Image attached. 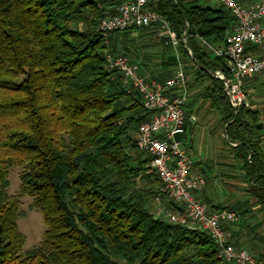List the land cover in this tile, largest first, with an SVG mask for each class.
Wrapping results in <instances>:
<instances>
[{"label":"trees","instance_id":"1","mask_svg":"<svg viewBox=\"0 0 264 264\" xmlns=\"http://www.w3.org/2000/svg\"><path fill=\"white\" fill-rule=\"evenodd\" d=\"M101 2L0 0V264H231L218 258L206 231L156 216L149 206L156 193L138 186L151 158L130 132L148 115L125 117L130 92L119 73L108 71L105 36L97 29L114 12L105 13ZM148 9L168 21L180 59L196 68V83L206 86L200 96L222 117L247 192L264 208L260 113L235 110L223 81L191 57L230 81L226 62L211 58L203 40L221 45L233 21L222 6L189 0H150ZM136 30L154 34L151 28L127 32ZM15 167L22 168L21 188L12 197ZM24 196L32 197L46 226L27 251L18 228ZM165 206L176 209L171 201Z\"/></svg>","mask_w":264,"mask_h":264},{"label":"built area","instance_id":"2","mask_svg":"<svg viewBox=\"0 0 264 264\" xmlns=\"http://www.w3.org/2000/svg\"><path fill=\"white\" fill-rule=\"evenodd\" d=\"M212 1L231 13L233 24L221 45H213L205 40L203 44L211 58L226 62L232 76L230 81L227 80V95L231 106L238 111L247 104L245 82L264 75V52H256L258 49L264 50V0H254L247 7L237 0ZM149 2L127 0L115 13L101 20L98 30L108 37L133 27L151 28L155 37L172 48L177 56L174 75L161 83L154 81L141 70L138 63L129 58L106 55L108 71L119 73L124 87L136 93L141 98L143 108L152 114L151 120L139 125L136 143L138 150L151 158L152 172L176 207L174 211L166 212V206L162 205L159 216L166 214L171 224L209 233L218 247V258L226 263L264 264L249 251L229 243L224 225L237 224L238 215L229 210L212 213L208 203L197 197V193L206 185V179L192 172V159L180 139L186 133L185 106L189 98L187 66L179 56V39L165 18L148 9Z\"/></svg>","mask_w":264,"mask_h":264},{"label":"rangeland","instance_id":"3","mask_svg":"<svg viewBox=\"0 0 264 264\" xmlns=\"http://www.w3.org/2000/svg\"><path fill=\"white\" fill-rule=\"evenodd\" d=\"M101 3H102V7H104L107 4H112V5L115 4L116 0H102ZM116 4L118 5L119 3ZM104 11L105 13H107L108 10L105 8ZM100 22L97 26L98 28ZM80 29H82V26H80ZM144 38H146V40H144ZM104 43H105L104 44L105 51L107 54H109V52H116L127 56L130 60H134V59L130 54H128L129 52L131 54L133 53V55L138 58L146 57L149 61V64L150 62L155 63V65H153L154 69H152L151 71L153 74L157 75V77L161 79L168 78L172 76L175 72V67L177 65V57L175 51L173 49L170 50L166 48L165 45L162 42H160L153 33L149 34L147 33V31H142V30L114 33L112 35H108V37H105ZM256 52L262 53L264 52V50L258 49V51ZM186 58L183 59V61L186 64L187 66L186 70L188 71V85H189V90H191L189 92L191 93L192 96V102L196 103L195 110H193L192 113L199 112L201 115L208 114L206 122H208L209 125L206 127L207 132L201 133L204 135L199 139L200 143H202V146H206L204 144L210 145L212 143L211 141L213 140L214 143L212 144L214 145L219 144L221 147H224L223 149H225L226 147L225 145L228 146L226 142L227 126H225L224 123L221 121L222 117L215 109L212 108L210 103L201 98L200 95L204 92L206 86L201 85L200 83H196L195 79H196L197 70L194 67V65L189 61V59ZM245 92H246L247 104L242 106L241 108L253 112H259L260 120L264 125V75L254 77L246 81ZM131 93L132 92L129 93L130 97L127 99V107L131 109L130 113H128L125 116L127 119H129L130 117L131 118L135 117L137 115L141 116V114L143 113L139 100L136 99L135 95ZM210 134L212 135L213 138L207 137ZM130 135L132 136L133 132H130ZM132 140L133 142L135 141L133 137ZM234 146L236 147V144ZM229 149L232 153L230 147ZM131 153L134 156L137 155L135 150H132ZM223 153H225V151ZM233 172H235V169L230 167V173L232 174ZM21 173H22V168L15 167L10 170L9 193L12 197L18 196L20 194ZM230 181L233 182L234 180L231 179ZM138 183H139L138 186L140 188L148 190L147 192L156 193L154 200H152L149 204L150 209L156 216L167 220L166 214L161 213L162 215L159 216V210H161L162 205L165 204L168 205L170 200L166 192L164 191L163 185L158 180V177L152 172V170L145 167L142 176L139 178ZM224 183L226 182L224 181ZM245 184L246 183L242 185H238L236 194L233 191L231 192L229 191L230 189L231 190L233 189V185H231L232 188H230L229 190L226 188L227 192H230L229 197H233V198L236 197L238 199L237 204H240V207L237 208H235V206H231L234 212L239 217L238 224L240 225L242 224L241 221L242 216L240 214L241 211L239 210L245 208L244 196L242 194L244 192L248 193L247 191L249 188V186ZM32 203H33V199L30 196H24L20 200V211L24 214V216L19 218L18 228L19 231L25 236V246H24L25 251L31 250L34 247H36L41 242L43 234L46 230V226L44 225L42 214L31 208ZM165 210L166 212L168 211V209ZM248 210H251L252 213L256 212L255 210H253V206H249V208H247V211ZM254 222L255 220L248 221V223L251 225L254 224ZM246 225L247 223H244L243 225L244 227L242 229V231H244L245 233L247 230ZM120 264H126V263L121 262Z\"/></svg>","mask_w":264,"mask_h":264},{"label":"crops","instance_id":"4","mask_svg":"<svg viewBox=\"0 0 264 264\" xmlns=\"http://www.w3.org/2000/svg\"><path fill=\"white\" fill-rule=\"evenodd\" d=\"M126 1L127 0H116V3H119L118 5L116 3L113 5L107 4L106 6H104V8H106L109 13H115L121 3H124ZM253 1L254 0H237V2H239L244 7L249 6ZM189 3H196L203 6H212L215 4L212 0H189ZM224 10H226L228 16L231 18L230 21L232 22L233 17L231 16V13L227 9ZM147 33L150 34L151 31H148ZM144 40H146V38H144ZM128 54H130L134 59L132 61L138 63L141 66L142 71L144 73H148L154 81L163 83L174 75L173 74L168 78L161 79L151 71L152 69H154L153 65H155V63L150 62L149 64V61L146 57L138 58L135 57L133 53L131 54L129 52ZM195 104L196 103L192 102V96L189 92L188 102L185 106L187 116L186 133L182 135L180 139L190 158L192 159V172L195 174H199L206 179V185L201 189V191L197 193V197L208 203L210 211H213L212 213L220 211L218 209L221 208L233 210L231 206H235V208H237L240 207V204H237L238 199L236 197H229V195L231 191L236 194L238 185L244 184V172L242 171L241 164L235 158L234 154L231 153L229 146L225 145L226 147L225 149H223L224 147H221L219 144H212L214 143L213 140L211 141L212 143L210 145L204 144L206 146H202V143H200L199 139L204 135L201 133L207 132L206 127L209 125V123L206 122L208 114L201 115L199 112L192 113V111L195 110ZM141 115L143 117L145 115H148L146 116L144 121H149L152 118V114H149L145 111H143ZM142 116L137 115L136 117L141 118ZM138 131L139 126L135 128V131L132 135L135 141L138 135ZM207 137L210 138L212 137V135L210 134ZM224 151L225 153H223ZM230 167L235 169V172H233L232 174L230 173ZM231 179H233L234 181H230ZM224 181L226 183H224ZM231 185H233L232 190L230 189L232 188ZM226 188L228 190L230 189V192H227ZM242 195L244 196L245 204V208L239 210L241 211L240 214L242 216V224L224 225L228 240L234 243L237 248L248 250L256 258L264 260V208L259 205L256 200L248 193L244 192ZM249 206H253V210H255L256 212L252 213L251 210L247 211V208H249ZM249 220H255L254 224H249ZM244 223H247L246 233L242 231Z\"/></svg>","mask_w":264,"mask_h":264},{"label":"water","instance_id":"5","mask_svg":"<svg viewBox=\"0 0 264 264\" xmlns=\"http://www.w3.org/2000/svg\"><path fill=\"white\" fill-rule=\"evenodd\" d=\"M186 27H188V24L186 22ZM184 44L186 47H188V37H187V34L184 35ZM191 57H192V61L195 63V65L204 70L205 72L209 73L211 76L215 77V78H218L220 80L223 81V83L226 84V93L228 94L229 93V87H228V81L226 78H222L218 72H213V71H210L208 69H206L202 64H200L199 62L196 61V59L194 58V56L191 54ZM226 136H227V133H226Z\"/></svg>","mask_w":264,"mask_h":264}]
</instances>
